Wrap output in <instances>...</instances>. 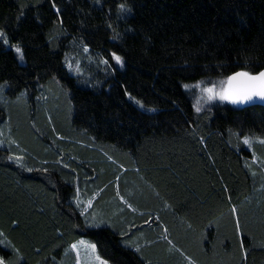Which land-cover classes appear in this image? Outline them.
I'll list each match as a JSON object with an SVG mask.
<instances>
[{"label":"trees","instance_id":"obj_1","mask_svg":"<svg viewBox=\"0 0 264 264\" xmlns=\"http://www.w3.org/2000/svg\"><path fill=\"white\" fill-rule=\"evenodd\" d=\"M0 30V257L264 264V106L192 87L264 70V0H0Z\"/></svg>","mask_w":264,"mask_h":264},{"label":"snow or ice","instance_id":"obj_2","mask_svg":"<svg viewBox=\"0 0 264 264\" xmlns=\"http://www.w3.org/2000/svg\"><path fill=\"white\" fill-rule=\"evenodd\" d=\"M119 7L121 11L130 10L127 9L124 4H121ZM57 11H59V9H57ZM0 42H2L4 45L9 44V41L6 38V34L3 31H0ZM15 52L20 55V59H23L22 49L19 46L15 47ZM112 57L118 64H123L122 57L116 55L115 53H112ZM69 67L71 68L72 65L69 64ZM203 83H204L203 81L198 82L192 87L200 89L202 96L203 94H207L206 95L207 100L220 99L223 101L231 102L233 104H249L257 98L264 101V71H260L255 74H253L250 71H244V70L236 71L233 74L229 75L226 78V80L220 81L219 87L215 83H212L211 86L208 87H201ZM183 87L186 90H189V85H184ZM136 103L139 106L143 107L141 102L136 101ZM199 105H200V100H197V106H196L197 112L201 110ZM151 111H155V109H151ZM259 142L264 143V141H259ZM243 143L245 145L251 146L252 140L248 137H245ZM8 158L15 160L18 163L22 162L23 160V157L21 156H10ZM27 170L32 171V169L30 168ZM121 199L123 198L121 197ZM129 207H131V205H129ZM86 223H87V218H86ZM92 226L98 227L99 224L93 221ZM237 226H239L238 221H237ZM72 247L75 249L76 245H72ZM131 247H134L136 252H140V248L138 246L131 245ZM90 248L92 251V260L95 262V264H108L107 260H104L102 257H100L97 254L95 244L90 245ZM246 255L247 254L245 253V256ZM0 264H8V262L3 257H0Z\"/></svg>","mask_w":264,"mask_h":264},{"label":"crops","instance_id":"obj_3","mask_svg":"<svg viewBox=\"0 0 264 264\" xmlns=\"http://www.w3.org/2000/svg\"><path fill=\"white\" fill-rule=\"evenodd\" d=\"M120 189H121V185L117 181L116 190H115V193H116L115 197L117 198L118 202L120 204H122L125 208L129 209L131 212H138L137 208L132 203L133 201L129 197L124 195ZM99 196H100V192L93 194L91 197L82 196L78 199V207L80 208V210L82 211V213L84 215L87 216L93 212ZM121 197L123 199H121ZM129 205H131V207H129ZM138 213H140V212H138ZM92 244L93 243L91 241H89L88 239L81 238L78 241L69 245V250L72 251L75 255L76 264H95V262L92 260V251L90 248V245H92ZM72 245H76V248L74 249L72 247ZM141 245L143 246V243L140 245H137V246L140 247ZM78 254H79V257H78ZM97 254H98V252H97Z\"/></svg>","mask_w":264,"mask_h":264},{"label":"water","instance_id":"obj_4","mask_svg":"<svg viewBox=\"0 0 264 264\" xmlns=\"http://www.w3.org/2000/svg\"><path fill=\"white\" fill-rule=\"evenodd\" d=\"M262 71H264V70H262ZM251 103H254V104H261V105H263L264 106V101H262V100H260V99H255L253 102H251Z\"/></svg>","mask_w":264,"mask_h":264},{"label":"rangeland","instance_id":"obj_5","mask_svg":"<svg viewBox=\"0 0 264 264\" xmlns=\"http://www.w3.org/2000/svg\"><path fill=\"white\" fill-rule=\"evenodd\" d=\"M0 31H2V30H0ZM6 38H7V36H6ZM8 39V38H7ZM9 41V40H8ZM9 45V44H8ZM8 45H6V46H8ZM14 49H15V47H14ZM20 56V55H19ZM69 64H71V62L70 61H67V63H66V65H67V67L69 68V70L70 71H72V67L70 68L69 67ZM205 95H207V94H205ZM109 264V263H108Z\"/></svg>","mask_w":264,"mask_h":264}]
</instances>
